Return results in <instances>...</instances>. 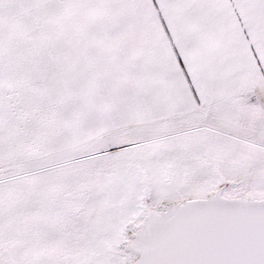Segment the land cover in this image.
Segmentation results:
<instances>
[{"label":"snow or ice","instance_id":"snow-or-ice-1","mask_svg":"<svg viewBox=\"0 0 264 264\" xmlns=\"http://www.w3.org/2000/svg\"><path fill=\"white\" fill-rule=\"evenodd\" d=\"M0 264H264V0H0Z\"/></svg>","mask_w":264,"mask_h":264}]
</instances>
